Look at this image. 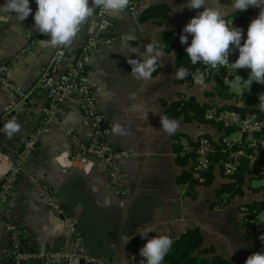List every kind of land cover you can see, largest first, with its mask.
Returning a JSON list of instances; mask_svg holds the SVG:
<instances>
[{
  "label": "crops",
  "instance_id": "crops-1",
  "mask_svg": "<svg viewBox=\"0 0 264 264\" xmlns=\"http://www.w3.org/2000/svg\"><path fill=\"white\" fill-rule=\"evenodd\" d=\"M219 2L226 6L221 11L229 26L232 22L238 27L243 19L250 24L260 11L249 7L238 21L231 16L233 10L227 7L232 0ZM4 3L5 0H0V6ZM186 3L187 0H139L135 17L127 10L122 16L106 14L108 25L105 27L99 26L100 20L94 12L81 26L58 66L60 72L67 69L87 35L99 39L87 66V75L97 108L111 127L114 122L119 123L127 133L121 136L112 132L110 137L113 148L126 154L119 161L127 190L123 198L111 192L102 164L94 161L86 171L84 165L67 162L61 156L62 152L75 149L72 138L82 142L90 134V126L79 111L77 95L65 98L54 118L34 134L46 106L44 90L38 81L40 69L56 48L41 43L49 37L34 28L35 0H30L32 15L26 20L20 22L11 16L0 19V62L14 57L9 80L25 95V104L17 108L19 133L8 139L0 131V174L22 143L34 134L33 148L17 170L12 199L2 211L6 222L18 224L23 230L19 249L48 252L71 248L73 241L64 235L60 221L61 215H66L77 226L83 249L97 257L100 264H134L148 239L160 234L175 239L194 228L201 232L203 245H211L214 253L231 259L234 264H245L253 253H264V241L260 239L264 235V223L259 224L264 222V209L255 216L254 228L242 225L243 214L239 211L242 204L264 200V178L242 172L237 176L240 177L237 183L236 177L222 174L215 166L209 183L199 182L194 177L192 158L180 152L177 142L180 135L190 140L199 135L212 141L218 138L220 131L203 118L206 107L240 103L237 96L221 95L215 77H205L204 86L194 83L191 73L197 64L193 65L187 57L188 45L180 43V35L203 8L173 11ZM160 6L163 7L158 9ZM0 16L7 14L0 12ZM28 33L39 35V40L28 44L24 36ZM131 37L135 40L131 41ZM151 41L160 42L163 58L150 81H137L130 76L127 60L139 59L144 45ZM188 43H191L190 36ZM180 68L190 73L185 79L174 78ZM225 87L230 92L228 85ZM132 93L136 95L135 100L129 98ZM15 100L14 93L0 88V129L4 125L3 106ZM134 103L142 111H130ZM160 116L178 121L179 129L174 135L160 131ZM251 178L261 179L254 183ZM227 182H234V187L219 192ZM42 186L61 215L40 201ZM236 188L239 193L230 196ZM144 234H148L147 238H141ZM126 235L131 238L128 243L121 239ZM8 243L9 231L0 226V264H12V254L6 252ZM31 259L35 261L33 264L43 262Z\"/></svg>",
  "mask_w": 264,
  "mask_h": 264
},
{
  "label": "built area",
  "instance_id": "built-area-1",
  "mask_svg": "<svg viewBox=\"0 0 264 264\" xmlns=\"http://www.w3.org/2000/svg\"><path fill=\"white\" fill-rule=\"evenodd\" d=\"M138 2L139 0H131L127 8L131 17H135L137 14ZM95 14L100 20V27L108 25L106 13H101V10L97 8ZM248 26V23L238 26L244 32L242 43L247 38ZM24 36L28 39L30 45L39 40L37 34L28 33ZM98 44L99 39L95 35L84 37L76 50L73 61L65 71L61 72L58 71L59 63L71 45L56 47L51 57L41 67L38 81L44 90L46 106L41 121L34 129V134L42 131L47 121L54 118L59 105L65 98L73 94L77 95L79 111L90 126V134L82 142L72 138L75 149L62 152L61 156L67 162H77L84 165L86 171L94 161L102 164L107 172L108 186L111 192L123 198L127 190L122 182L119 161L125 158L126 154L123 150H116L112 146L110 138L112 127L106 121L102 111L97 108L95 94L87 75V66L91 54ZM237 58L238 51H234L229 56V63H234ZM13 59L14 57H11L9 60L0 62V88L8 89L16 96L15 101L3 106L2 122L4 124L13 119L16 121L17 108L25 104V95L9 80ZM197 70L204 72L205 77L213 74L219 82L225 85H227L226 78L230 81L237 74L235 70L227 65L219 70H214L211 68L205 69L204 65L198 63L194 72ZM203 118L219 128L220 134L215 141L204 135H199L194 140H190L185 135H180L177 140L180 152L192 158V170L197 181L204 180V173L208 170L211 161L209 156L215 151L214 145L220 146L219 151L222 158L218 161V167L222 174H234L239 172L243 166L245 170H250L253 174L264 178V119L251 111H239L218 105L206 107ZM231 134H234V136H231ZM33 135L22 143L7 168L0 174V226H4L9 231V243L6 252L8 254L16 252L13 257V264H22L24 260L31 258H37L43 262L46 260L49 262L59 261V264H72L75 260H81L84 264H100L97 257L83 249L81 237L75 223L66 215H61L57 204L52 200L44 186L41 187L40 201L61 215L60 221L63 226V233L66 237L71 238L73 246L48 252H17L23 230L18 224L6 222L2 211L12 199L17 170L27 160L33 148ZM223 202L217 203V206H221ZM239 211L248 212L245 206H240ZM142 260L143 257H140L134 264H146Z\"/></svg>",
  "mask_w": 264,
  "mask_h": 264
},
{
  "label": "clouds",
  "instance_id": "clouds-1",
  "mask_svg": "<svg viewBox=\"0 0 264 264\" xmlns=\"http://www.w3.org/2000/svg\"><path fill=\"white\" fill-rule=\"evenodd\" d=\"M131 0H35L37 9L33 16L34 28L40 34L49 37L41 40V43L52 47L69 46L77 38L84 25L99 8L101 13L111 16H122L127 10ZM213 3L215 6H213ZM226 7L220 4L219 0H187L186 4L180 5L173 11L182 12L188 10H199L196 16L184 26L180 35V43L188 45L185 48L187 57L193 65L202 64L205 69L211 68L219 70L224 66H229L237 73L226 83L237 91L245 86L249 90L253 83L264 85V0H232L230 6L233 11L245 12L249 7L259 8L260 11L253 19L247 29V38L243 40V29L234 27L226 22L225 13L221 8ZM172 11V12H173ZM0 12L7 16H0L5 19L8 16L16 17L20 22L32 15L30 0H5L0 6ZM172 14V13H171ZM191 37V43L188 38ZM131 41L135 37L130 38ZM135 48L133 51L135 52ZM234 51H238V58L234 63H229V56ZM174 55V53H173ZM139 59H128L131 66L130 76L137 80L147 82L152 79L153 73L157 70V65L163 58L162 45L159 41H151L144 45V51L139 54ZM248 70L247 79L242 78L238 71ZM190 73L185 68L177 69L175 79H185ZM194 83L198 86L205 85L204 72L197 70L191 73ZM131 100L136 99L135 93L130 94ZM257 107L260 112H264V93L258 96ZM130 111H142L138 104H132ZM160 131L168 136L174 135L179 129L176 120L160 116ZM20 125L13 120L7 121L0 129L8 139L19 133ZM112 132L115 135H126V131L119 123H113ZM264 223V222H262ZM147 238L148 234L140 235ZM130 241L129 236L121 237ZM264 241V235L260 237ZM173 244L170 236L160 234L148 239L147 243L140 249L139 255L143 257L146 264H162ZM245 264H264V253L256 252L250 255Z\"/></svg>",
  "mask_w": 264,
  "mask_h": 264
},
{
  "label": "trees",
  "instance_id": "trees-1",
  "mask_svg": "<svg viewBox=\"0 0 264 264\" xmlns=\"http://www.w3.org/2000/svg\"><path fill=\"white\" fill-rule=\"evenodd\" d=\"M162 7L163 6H160L158 7V9ZM242 13L243 12L239 13L233 11L231 13V16L240 21ZM245 21L246 20L243 19L241 24H244ZM238 74L242 78L247 79L249 73L248 70L242 69L238 72ZM217 84H220V87L218 88L223 97L230 98L234 96L233 93L227 92V87H225L226 85L222 84L219 81H217ZM250 91L252 92V95L250 96L246 95L245 93H241V95L238 96V101L240 102L238 105L220 106L237 109L239 111H251L254 112L258 117L264 119V112H260L257 107V104L259 103L258 96L260 93H264V85L253 83ZM219 147V145H214L215 151H213V153L209 156L211 161L208 170L204 173L205 178L203 183H209V180L211 179V169L215 166H218V161L220 158H222ZM242 172L251 173L250 170H245V168L242 166L239 172L230 175L236 177V181L234 182L238 183L240 177L238 178L237 176H239ZM234 182H227L222 184L219 192L225 191L227 188H233ZM235 192L239 193V188H236L235 190L232 189V191L230 192V196ZM240 206H245L248 210V212L242 216V218L245 219L243 225L245 226V228H254V218L261 210L264 209V200H254ZM259 224H262V222L259 221ZM202 238L203 236L199 229L194 228L187 230L183 235L172 239V247L162 264H234L231 259L214 253L213 247L211 245H203Z\"/></svg>",
  "mask_w": 264,
  "mask_h": 264
},
{
  "label": "rangeland",
  "instance_id": "rangeland-1",
  "mask_svg": "<svg viewBox=\"0 0 264 264\" xmlns=\"http://www.w3.org/2000/svg\"><path fill=\"white\" fill-rule=\"evenodd\" d=\"M208 77H213L214 78V75L212 74V75H209ZM225 85V84H224ZM228 85V84H227ZM228 91H230V92H232L233 94H234V96H240L241 95V93H245L246 95H248V96H250V95H252V92L248 89V86H245V87H243L241 90H239V91H237V90H235V89H232V88H230L229 86H228ZM218 130H219V128L218 127H216ZM231 136H234V134H231ZM252 173V172H251ZM253 174V173H252ZM253 175H255V174H253ZM257 176V175H256ZM252 179V181L255 183L256 181H259L261 178H251ZM243 215L244 214H246V213H244V212H241ZM244 220L245 219H243L242 218V221L244 222ZM251 221V220H250ZM243 222H242V225H243ZM244 226V225H243ZM245 227V226H244Z\"/></svg>",
  "mask_w": 264,
  "mask_h": 264
},
{
  "label": "water",
  "instance_id": "water-1",
  "mask_svg": "<svg viewBox=\"0 0 264 264\" xmlns=\"http://www.w3.org/2000/svg\"><path fill=\"white\" fill-rule=\"evenodd\" d=\"M17 252H31V250L30 249H21L20 248V249L17 250ZM15 254H16V252L12 253V259H11V263L12 264L14 263L13 257H14ZM26 262H29V263H26ZM32 262H35V261H33L32 259H26V260L23 261L22 264H33ZM40 264H47V262H42ZM49 264H50V262H49ZM72 264H84V263L81 260H75V261H73Z\"/></svg>",
  "mask_w": 264,
  "mask_h": 264
}]
</instances>
